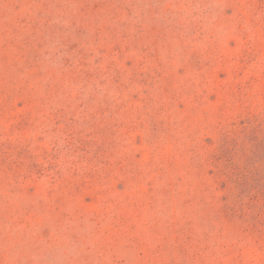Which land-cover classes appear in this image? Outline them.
<instances>
[{"label":"rangeland","instance_id":"374dc122","mask_svg":"<svg viewBox=\"0 0 264 264\" xmlns=\"http://www.w3.org/2000/svg\"><path fill=\"white\" fill-rule=\"evenodd\" d=\"M0 264H264V0H0Z\"/></svg>","mask_w":264,"mask_h":264}]
</instances>
